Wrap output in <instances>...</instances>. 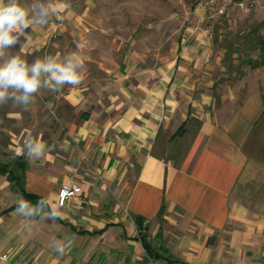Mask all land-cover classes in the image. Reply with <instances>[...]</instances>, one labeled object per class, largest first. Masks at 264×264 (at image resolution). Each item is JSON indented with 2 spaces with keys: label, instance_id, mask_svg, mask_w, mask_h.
Listing matches in <instances>:
<instances>
[{
  "label": "crops",
  "instance_id": "1",
  "mask_svg": "<svg viewBox=\"0 0 264 264\" xmlns=\"http://www.w3.org/2000/svg\"><path fill=\"white\" fill-rule=\"evenodd\" d=\"M47 9L6 51L29 64L75 54L83 79L41 88L27 110L0 104V159L21 163L25 189L0 174V264H264V162L247 147L261 96L219 119L223 53L205 31L146 66L107 48L89 5ZM73 180L82 193L60 205ZM25 193L43 204L17 212Z\"/></svg>",
  "mask_w": 264,
  "mask_h": 264
},
{
  "label": "rangeland",
  "instance_id": "2",
  "mask_svg": "<svg viewBox=\"0 0 264 264\" xmlns=\"http://www.w3.org/2000/svg\"><path fill=\"white\" fill-rule=\"evenodd\" d=\"M20 1L28 7L29 13L41 3L44 8L54 2L77 9L89 5L94 22L109 35L107 48L120 44L122 49L139 54L146 66L171 60L177 46H181V39L188 40V35H193L191 29L197 33L212 26L213 37L205 33L211 46L222 51L226 73L217 81L219 119L234 115L245 117L248 100L254 94L260 95L262 107L254 109V113L259 110L260 115L247 147L254 158L264 162V46L261 42L264 40V0H241L228 15L203 19L195 12L194 0ZM248 60L258 63L257 66H252Z\"/></svg>",
  "mask_w": 264,
  "mask_h": 264
},
{
  "label": "clouds",
  "instance_id": "3",
  "mask_svg": "<svg viewBox=\"0 0 264 264\" xmlns=\"http://www.w3.org/2000/svg\"><path fill=\"white\" fill-rule=\"evenodd\" d=\"M48 14V9L41 7L40 13L30 20L28 7L20 4L19 0H0V60L3 61L0 63V104L11 99L14 105L27 110L41 88L57 91L66 84L75 86L81 83L83 66L75 54L65 55L61 60L45 56L29 64L21 55L6 51L19 43L21 36L27 39L26 29L38 23L41 16L47 18ZM40 148L36 145L33 151L38 153ZM28 204L21 200L17 212L26 209ZM57 250L63 253L62 249Z\"/></svg>",
  "mask_w": 264,
  "mask_h": 264
},
{
  "label": "built area",
  "instance_id": "4",
  "mask_svg": "<svg viewBox=\"0 0 264 264\" xmlns=\"http://www.w3.org/2000/svg\"><path fill=\"white\" fill-rule=\"evenodd\" d=\"M195 12L202 19L211 17H221L228 15L234 5L241 0H194ZM208 35L213 37V28L208 26L205 30ZM83 191L82 184L76 180L63 184L58 193V201L60 205H65L69 199L76 198ZM139 229V228H138ZM2 259H8V254L0 256Z\"/></svg>",
  "mask_w": 264,
  "mask_h": 264
},
{
  "label": "trees",
  "instance_id": "5",
  "mask_svg": "<svg viewBox=\"0 0 264 264\" xmlns=\"http://www.w3.org/2000/svg\"><path fill=\"white\" fill-rule=\"evenodd\" d=\"M261 42L263 43V46H264V40H262ZM262 60H263L262 62L264 64V56H263ZM248 62L252 66H257V64H258V63H254L253 60L252 61L248 60ZM16 165H17V169H19V171L16 170V168H12L11 164L6 163V162H4V161H2L0 159V174H7L13 187H16V188H18V189H20L22 191H25L24 182H23V174L20 173L24 169H23V167H22L20 162H18ZM25 196H26L27 202H29V203L43 204V200L37 195L25 193ZM136 222H137V225H138V228H139L140 239L143 241L146 249L148 251L152 252L150 247H149V245L146 243L145 237H144V235L142 233V230H143V219L142 218H137Z\"/></svg>",
  "mask_w": 264,
  "mask_h": 264
}]
</instances>
